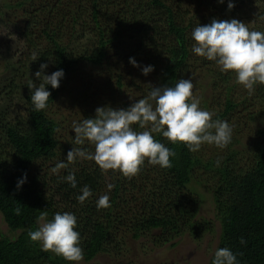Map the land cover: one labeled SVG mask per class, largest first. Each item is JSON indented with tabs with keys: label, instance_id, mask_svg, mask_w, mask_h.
I'll return each mask as SVG.
<instances>
[{
	"label": "trees",
	"instance_id": "16d2710c",
	"mask_svg": "<svg viewBox=\"0 0 264 264\" xmlns=\"http://www.w3.org/2000/svg\"><path fill=\"white\" fill-rule=\"evenodd\" d=\"M232 2L235 6L231 9L229 0L3 2L0 20L6 19L13 7L22 15L24 32L17 38L22 51L10 50L1 72L5 76L8 71L9 76L5 78L7 85L0 87V99L5 103L4 109L0 108V213L8 228L17 234L11 239L0 237V264L75 263L42 250L39 242L30 239L28 233L43 211L49 220L56 212L75 214L84 250L83 264H100V256L109 259L105 264H135L133 255L127 262V258H121L127 257L129 243L135 242L141 251L145 246H141V240L148 239L159 246L185 233L198 240L202 230L196 219L199 200L189 189L192 181L206 183L195 178L198 169L209 173L211 184L207 188L220 216L219 242L208 264L222 247L230 248L240 264H264V126L257 129L259 138L254 142L251 161L244 165L230 162L238 153L234 145L217 166L216 159L205 161L185 144H172L160 133L154 134L156 139L176 152L171 168L145 161L140 173L129 179L118 171L102 172L94 160L78 158L58 174L51 171L58 163H67V153L73 147L94 152V145L87 141L74 144V129L67 141H60L57 123L48 110L61 84L76 73L78 66L97 68L104 79L102 93L95 94L98 105L96 100H87L86 112L77 123L94 118L98 107L127 109L147 97L152 87L174 86L181 78H192L196 89H208L212 98L223 90V98L209 109L215 119L228 117L237 107L228 97L236 86L232 82L236 74L222 72L214 61L196 55L191 32L198 24L233 18L264 31V0ZM34 53L38 58L35 61ZM110 56L115 57L112 62ZM132 57L141 66L136 67L139 73L134 71V80L130 72L123 73L124 68L130 69ZM45 63L48 67L44 74L63 69L65 75L59 88L46 85L51 92L47 107L35 111L28 84L39 86L43 82L35 73ZM148 65L154 70L144 75L142 69ZM125 75H129V81ZM129 86L134 91L127 97ZM255 91L263 95L264 85L257 84ZM251 101L255 115L249 118L256 119L264 113V108H257L264 98L254 94ZM200 106L208 109L207 99H202ZM133 127L142 130L139 125ZM70 172L76 177L75 188L63 179ZM22 179L25 182L18 188ZM109 183L113 185L111 190ZM84 185L90 187L92 195L80 203L77 196ZM104 194L109 195L111 206L98 210L97 201ZM17 207L20 215L14 212Z\"/></svg>",
	"mask_w": 264,
	"mask_h": 264
},
{
	"label": "clouds",
	"instance_id": "9594fccd",
	"mask_svg": "<svg viewBox=\"0 0 264 264\" xmlns=\"http://www.w3.org/2000/svg\"><path fill=\"white\" fill-rule=\"evenodd\" d=\"M223 3L224 0H219ZM235 5L229 0L228 8ZM194 43L192 51L209 61H214L222 72H234L236 82L243 85L249 94L255 91L257 84L264 85V31L250 28L238 19H214L210 24H198L191 32ZM34 53L32 60H37ZM130 63L140 67L134 57ZM48 64H41L40 71L35 73L42 78L39 86L29 82L31 101L35 111L46 109L51 92L46 85L59 88L64 77L63 69L44 74ZM154 66L143 67L142 72L148 75ZM195 85L192 78L179 79L174 86L152 87L147 97L141 98L127 109L98 107L94 118H85L82 122H73L75 145H83L85 141L94 145V152L73 147L67 153V163L60 162L51 169L59 173L69 164L79 159L94 160L102 172L118 171L131 179L142 170L145 161L162 168L172 167V157L176 156L173 149L156 139L154 134L162 133L172 144L183 143L192 152H197L202 145H215L225 148L232 140L233 127L227 121L213 120L214 113L201 108V98L194 94ZM139 125L142 130L133 126ZM220 161L217 160V166ZM26 179V176H25ZM71 187H77L74 172L63 178ZM25 182H18L19 188ZM108 189L113 185L109 183ZM77 196L84 203L92 191L88 185L81 189ZM110 197L101 195L97 208L110 207ZM16 215L21 214L19 207L14 209ZM38 227L29 231L33 242H39L42 250L51 251L66 261L79 264L84 259L81 246V235L76 230L78 218L75 214L65 211L56 212L52 219L43 211L37 217ZM241 243H245L241 238ZM212 264H240L237 255L228 247L218 248L214 253Z\"/></svg>",
	"mask_w": 264,
	"mask_h": 264
},
{
	"label": "rangeland",
	"instance_id": "374dc122",
	"mask_svg": "<svg viewBox=\"0 0 264 264\" xmlns=\"http://www.w3.org/2000/svg\"><path fill=\"white\" fill-rule=\"evenodd\" d=\"M4 1L10 4L15 3V0H0V6H3ZM16 10L17 9L12 7L8 15L4 17L6 19L0 20V87L7 85V80L5 78H8L9 73L5 71L4 74L6 75L3 76L1 72H3V65L7 62L6 59L9 57L10 50L22 51L20 48L21 46H17V43H19L17 38L24 32L22 30L24 23L20 18V16H22L20 15V11ZM7 51L8 54L6 55ZM114 58V56H110L109 61L112 62ZM129 68L130 69L124 68L123 73L130 72L129 74L134 76V78H132V80H134L135 72L139 73V71L136 70V67L132 64ZM75 70H77L76 73L69 75L65 82L61 84L57 98L54 100L53 104L48 107L50 117L57 123V137L62 142L69 139L68 134L73 131V122H77L79 119L83 118L84 104L86 105L87 100L89 102H94L96 100L95 94L98 91L99 95L102 93L101 81H103L104 75H100L97 68L91 66H78ZM124 79L129 81V75H125ZM232 82H234L236 86L233 87L228 97L232 98L233 102L237 104V107L229 113L228 117L219 119L229 122L233 127L232 140L223 149L218 148L214 144H204L197 153L205 161L209 158L216 159V162L217 160L222 161L229 156L228 154L231 151L230 147L234 145L238 153L230 162L237 163L239 161L241 165H244L251 161V151L254 142L259 138L257 129L264 126V113H261L262 116H258L259 118L257 116H255L257 117L256 119L249 118L255 115V112H253L255 109L252 106L253 102L251 100L254 94L256 97L262 96V98H264V92H262L263 95L257 94L256 91L249 94L248 90L245 89L243 85L236 82V78H234ZM133 91L134 89L129 86L126 96L128 97ZM194 92L195 95L201 98V101L204 98L207 99V110L211 112L213 111L209 108L216 106L218 99L224 96L222 94L224 93L223 90H220L213 98L209 95L208 89L203 92L195 87ZM259 100L260 99H258V101ZM97 101L98 100H96V105H98ZM17 103L19 104V100ZM4 104V100L0 99L1 109H4ZM221 108H223V106H221ZM257 108H264V103H257ZM213 120H216L214 116ZM195 178L206 180V183L192 181L189 185L190 191L196 194L199 200L196 219L200 224V230L202 229L200 231V239L195 240L188 233H185L159 246H155L148 239H146V241L141 240V246L143 247L145 245L141 251H139L140 248H136L138 245H136L135 242L129 243L127 245V257H122V261H125L123 259L127 258V262L130 256L133 255V257H135V264H208L219 242L221 228L220 216L213 195L208 190L211 184L209 173L203 169H198L195 173ZM37 227L38 225H35L32 230H36ZM16 234L17 232H12L8 228L0 213V237L11 239ZM137 252H139L138 255ZM108 260L109 259L105 256L97 258V262L100 264H105ZM74 264H76V262ZM79 264H83L82 261H80Z\"/></svg>",
	"mask_w": 264,
	"mask_h": 264
}]
</instances>
